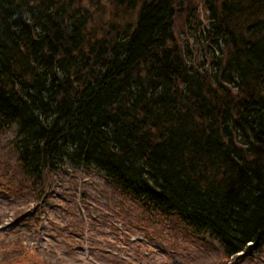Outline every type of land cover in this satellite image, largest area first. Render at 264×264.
Listing matches in <instances>:
<instances>
[{"label": "trees", "instance_id": "16d2710c", "mask_svg": "<svg viewBox=\"0 0 264 264\" xmlns=\"http://www.w3.org/2000/svg\"><path fill=\"white\" fill-rule=\"evenodd\" d=\"M184 1L0 0L4 177L39 206L50 191L79 204V173H97L141 211L177 216L226 259L254 264L264 255V0H198L209 20L200 62L175 39ZM61 170L76 184L51 185Z\"/></svg>", "mask_w": 264, "mask_h": 264}, {"label": "rangeland", "instance_id": "374dc122", "mask_svg": "<svg viewBox=\"0 0 264 264\" xmlns=\"http://www.w3.org/2000/svg\"><path fill=\"white\" fill-rule=\"evenodd\" d=\"M180 7L173 29L177 45L190 51V59L205 60L200 31L208 25V14L198 0ZM6 137L0 138V264H253L226 259L214 240L194 237L177 216L141 211L94 172L79 173L86 179L84 191L77 190L86 193L79 204L50 191L43 204L34 206L27 191L12 187L13 177H4ZM70 173L53 175L51 185L63 182L70 188L76 184ZM28 208L37 210L35 220L29 219L35 211L25 214ZM36 230L45 236L38 237ZM254 264H264V255Z\"/></svg>", "mask_w": 264, "mask_h": 264}]
</instances>
